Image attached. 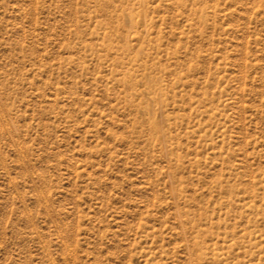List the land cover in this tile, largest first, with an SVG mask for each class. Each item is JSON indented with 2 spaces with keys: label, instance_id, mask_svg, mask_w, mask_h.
<instances>
[{
  "label": "rangeland",
  "instance_id": "rangeland-1",
  "mask_svg": "<svg viewBox=\"0 0 264 264\" xmlns=\"http://www.w3.org/2000/svg\"><path fill=\"white\" fill-rule=\"evenodd\" d=\"M0 264H264V0H0Z\"/></svg>",
  "mask_w": 264,
  "mask_h": 264
}]
</instances>
